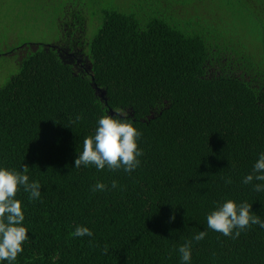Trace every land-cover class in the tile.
Instances as JSON below:
<instances>
[{
    "label": "trees",
    "instance_id": "1",
    "mask_svg": "<svg viewBox=\"0 0 264 264\" xmlns=\"http://www.w3.org/2000/svg\"><path fill=\"white\" fill-rule=\"evenodd\" d=\"M145 2L34 7V23L52 31L68 7L66 36L89 20L75 44L89 58L85 74L51 41L0 49L16 69L0 85V167L22 172L26 164L40 185L35 200L22 186L16 194L28 239L11 264H185L178 249L189 240L187 264H264V228L225 236L206 219L232 199L264 221V191L254 190L264 181L243 183L264 152V0ZM214 63L218 74L209 72ZM117 108L141 133L139 165L130 173L74 167L98 118ZM97 181L106 189L93 191ZM78 225L92 235L74 236ZM200 231L206 236L197 242Z\"/></svg>",
    "mask_w": 264,
    "mask_h": 264
},
{
    "label": "clouds",
    "instance_id": "2",
    "mask_svg": "<svg viewBox=\"0 0 264 264\" xmlns=\"http://www.w3.org/2000/svg\"><path fill=\"white\" fill-rule=\"evenodd\" d=\"M128 113L122 108L114 110V115L104 114L98 118L94 135L83 139L82 151L75 158L74 167L81 165H95L98 170L106 166L112 171L123 168L125 172H132L139 165L138 157L142 151L138 149L137 139L141 133L126 119ZM77 120L81 117L77 116ZM28 166H23L22 172H17L5 167H0V261H8L11 264L18 254L23 251V243L28 239L26 227L23 226L24 214L20 200L16 194L20 191L29 193V199L35 200L40 197V185L37 181H29ZM253 180L264 181V152L258 155L253 165L252 173L243 178L244 184L252 183ZM231 183L230 179L225 181ZM112 188L117 187V182L112 181ZM106 185L97 181L92 190L103 191ZM254 190L264 191V184L257 183ZM251 204L242 202L237 205L232 199L218 203L217 207L207 214V225L213 231L225 236L235 237L240 235V230L250 225H259L264 228V221L251 214ZM170 219H175L173 215ZM74 236H91L90 229L84 226H76ZM206 236V232L200 231L194 235L193 240L200 241ZM192 241H186L178 251L182 261L187 264L191 260ZM107 252V246L104 248Z\"/></svg>",
    "mask_w": 264,
    "mask_h": 264
},
{
    "label": "rangeland",
    "instance_id": "3",
    "mask_svg": "<svg viewBox=\"0 0 264 264\" xmlns=\"http://www.w3.org/2000/svg\"><path fill=\"white\" fill-rule=\"evenodd\" d=\"M146 0H116V3L121 8H146ZM56 2V1H55ZM52 5V0H0V49L5 50L9 43L24 44V41L39 42L47 44L51 41V45H55L61 50V58L64 62L73 66L76 73L85 74L90 69L89 58L83 54L82 47L77 46L76 43H82L84 37L90 32V23L86 19L81 22V31L75 32L73 35L66 36L68 27L72 24L69 8H65V17L57 16V26L53 25L55 30H51L48 26H42L40 23H34L32 11L36 8L42 7L41 5ZM35 7V8H34ZM52 7L49 11L43 14L47 16L52 13ZM176 13L180 12L179 8L174 9ZM43 11V10H42ZM27 13L31 16L28 17ZM236 22L233 18L232 22ZM50 22V21H48ZM77 23V22H76ZM50 24V23H49ZM71 27V26H70ZM57 32V33H56ZM3 34H7L4 38ZM58 34V39H55ZM86 38V37H85ZM75 45V49L71 50L70 47ZM227 56L221 58L220 63L224 64ZM14 65L10 62H4L0 59V85H3L9 77L16 72ZM211 73H219V64L214 63L210 66ZM99 97H104V91L97 90Z\"/></svg>",
    "mask_w": 264,
    "mask_h": 264
}]
</instances>
